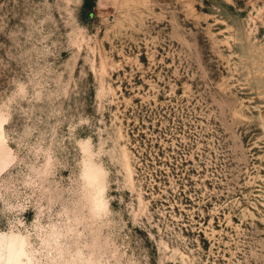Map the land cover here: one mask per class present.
<instances>
[{
	"label": "rangeland",
	"instance_id": "374dc122",
	"mask_svg": "<svg viewBox=\"0 0 264 264\" xmlns=\"http://www.w3.org/2000/svg\"><path fill=\"white\" fill-rule=\"evenodd\" d=\"M77 2L45 0L49 54L101 149L123 153L111 193L123 256L264 264V0ZM18 12L0 0V24Z\"/></svg>",
	"mask_w": 264,
	"mask_h": 264
},
{
	"label": "clouds",
	"instance_id": "9594fccd",
	"mask_svg": "<svg viewBox=\"0 0 264 264\" xmlns=\"http://www.w3.org/2000/svg\"><path fill=\"white\" fill-rule=\"evenodd\" d=\"M16 6L18 23L0 24V264H132L112 207L120 146L109 140L101 149L94 121L73 104L67 71L49 54L55 5Z\"/></svg>",
	"mask_w": 264,
	"mask_h": 264
},
{
	"label": "trees",
	"instance_id": "16d2710c",
	"mask_svg": "<svg viewBox=\"0 0 264 264\" xmlns=\"http://www.w3.org/2000/svg\"><path fill=\"white\" fill-rule=\"evenodd\" d=\"M96 0H85V7L86 8H92L95 4Z\"/></svg>",
	"mask_w": 264,
	"mask_h": 264
}]
</instances>
